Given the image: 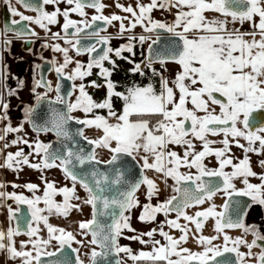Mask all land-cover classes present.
I'll use <instances>...</instances> for the list:
<instances>
[{
    "label": "snow or ice",
    "instance_id": "obj_1",
    "mask_svg": "<svg viewBox=\"0 0 264 264\" xmlns=\"http://www.w3.org/2000/svg\"><path fill=\"white\" fill-rule=\"evenodd\" d=\"M4 2L14 17L19 16L10 21L16 27L6 26L5 32L14 31L18 39L38 36L28 25H38L48 33L49 26L60 24L59 18L63 17L60 31L51 33V38L63 40L67 46L58 42L43 45L62 54V62L55 58L50 61L57 83L53 87L50 80L41 77L32 88L37 106L47 100L49 105H62L63 110L51 108L47 118L37 122L36 106H26L24 119L13 127L7 114L9 104L0 94V120L7 121L0 129V141H4L0 169L18 172L23 165L41 171L59 168L65 179L71 181V187H57L54 181L41 177L42 196L36 195L39 186L34 183L24 185L33 194L31 198L0 190V200H13L17 205L15 209L10 204L7 207L9 226L6 231L0 228V251H7L9 259H18L20 264H85L79 249L72 248L73 242L82 245L84 241L77 240L72 231L49 222L52 215L67 217L73 209L81 210L80 204L71 202L80 200L76 191L79 184L86 192L82 203L91 207V218L78 224L80 235H90L88 244L94 246L88 254V264H101L102 258L112 254L119 257L121 253L133 264H252L253 260L254 264H264V244L259 243L264 242V233L259 225L246 223L253 205L264 206V171L253 170L249 155H264V0H150L148 4L137 0L135 8L116 0V7L129 16L104 15L107 5L103 0H64L69 7L63 10L58 6L62 0H17L35 16L18 11L11 0ZM47 5L56 7L49 12ZM87 8L95 10L90 19ZM157 8L169 12L176 9L173 20L153 19L151 13ZM70 13L81 19H71ZM114 21L119 22L118 37L139 26L145 33L155 34V38L143 34L128 36V43L113 48V36L102 33ZM237 22L250 23L251 30L241 31L235 27ZM136 41L141 45L147 43V55L142 52L144 58L139 63L129 60L134 63L130 71L145 75V69L150 70L151 76L158 78L159 88L150 81L144 86L134 84L116 91L112 69L105 67V62L114 69L113 55L128 59L123 56L126 51L134 56ZM2 43L8 46L11 40ZM72 51L77 56L87 55V62L74 59ZM156 64L159 69L154 67ZM169 64L177 66L171 78L166 75ZM70 65L74 67L68 71ZM93 69H98L107 89L100 102L86 90L89 86L99 87L96 82H84ZM4 78L6 74L0 71V79ZM65 79L72 82L71 90L62 94L60 81ZM37 87L46 91L38 93ZM53 91L55 97L51 98L49 93ZM8 95H14L10 88ZM114 97L122 102L120 110L114 107ZM78 111L84 114L82 118L73 115ZM74 120L81 126L75 132L69 129V122ZM25 123L36 133L32 141L24 133ZM85 129H96L100 134L90 138ZM41 133L54 134L59 146L40 140ZM11 134L16 135L8 141ZM77 137L92 146L91 150L81 146ZM195 141L202 145V150H197ZM20 145L30 151L26 153ZM233 145L242 150L243 158L232 154ZM12 146L17 151H6ZM175 147L181 148L182 154ZM98 149L106 150L109 157L100 158ZM31 156L38 157V161L31 162ZM209 157L215 158L217 167L210 168L205 163ZM258 164L264 169V159ZM137 166L138 172L133 171ZM182 168L188 171H181ZM229 168L230 171L226 170ZM192 169L196 171L193 173ZM148 171L161 174L165 183L171 178L174 194L152 204L160 188L147 175ZM251 178L259 183H253ZM237 181L242 186L238 187ZM6 187L0 182V189ZM142 187L148 203L143 204L139 221L155 222L158 214L166 219L158 228L124 237L150 246V250L134 253L131 247L121 246L119 239L125 230L136 232L130 223L131 211L141 206L137 193ZM218 194L224 198L219 206L214 202ZM57 195H62V202L56 201ZM206 203L207 207H200ZM21 205H27V210L22 212ZM191 208L199 210L189 214ZM209 219L215 234L204 235ZM41 224L47 238L41 235ZM166 226L180 235L174 237L165 231ZM233 229L240 230L242 235L231 236L229 230ZM157 233L163 243L155 238ZM248 234L253 237L251 242L246 239ZM21 235L28 239L20 241L18 249L16 237ZM190 235L200 251L184 247ZM219 240L222 243H216ZM241 246L247 252L241 251ZM253 248L260 251L254 253ZM66 249L77 253L74 262L68 259ZM115 264L125 261L117 259Z\"/></svg>",
    "mask_w": 264,
    "mask_h": 264
},
{
    "label": "crops",
    "instance_id": "obj_2",
    "mask_svg": "<svg viewBox=\"0 0 264 264\" xmlns=\"http://www.w3.org/2000/svg\"><path fill=\"white\" fill-rule=\"evenodd\" d=\"M62 10L69 7V5L66 4V2H64V0H62V2L58 5ZM56 7V5H47L45 6L46 10L51 12L52 10H54V8ZM176 9H173L171 12L167 11V10H161L159 8L154 9L153 12L151 13L153 19L156 20H162V21H167V22H171L174 18V13H175ZM208 15H212L211 13H209ZM70 18L71 19H75V20H79L81 19V17L76 14V13H70ZM60 24L63 23V17H60ZM257 22H258V17L256 18ZM60 24L58 25H50V29L51 32L46 33L43 29H41L38 25L33 24V29L35 30V32L38 34V36H35V42L37 43H42L43 45L47 42L49 44L53 43V42H58L61 44V46H67L64 44L63 40H59V41H53L51 38V33L53 32H57L60 31ZM236 28H239L241 31H250L251 30V24L248 22H245L243 25L239 24V22L236 23L235 25ZM119 30V24H114L111 26L107 27V31L103 33V35H111L113 36V39L111 40L110 44L111 47L113 48H118L120 45L122 44H126L128 43L127 37L128 36H139V35H151L149 33H142V34H133V35H129L128 33H124L123 37H118L117 33ZM154 38V36H153ZM257 39H259V36H257ZM146 49H147V43H145L144 45H141L138 41L134 42V51H135V55L133 56L131 53L128 52H124L123 56L127 57L128 59H120L118 57H115L114 55L112 56V59L115 60L116 62V67L113 69L112 65L108 62H105V67L112 69V77L111 79L113 80L114 83H116L117 88L116 91H124L127 87H130L134 84L137 85H141L144 86L147 83H149L150 81L153 83L157 84V89L159 88V84H158V78H153L151 76V71L148 69H145V75H140L139 73H133L130 71V69L133 68L134 63H139L141 62V60L144 58V56L141 54L142 52L144 53V55H146ZM57 55L58 57H55V59L62 61L63 57L62 54L60 53H56L53 52L51 48L49 47H45V51L43 56L46 59H50L52 60L53 56ZM70 55L73 56L74 59L80 60L82 62H87V58L86 56H76L75 54H73L72 52H70ZM5 74L6 76L10 79L15 77L16 75L20 76L18 81L13 82V80L11 79V81L8 83V85L10 86H14L20 93V95L14 94L10 96L9 102H7L9 104V112L8 117L10 118L11 121L15 122V121H19L21 120L20 117L17 116L16 112H14V108L16 107H26V106H32V104L34 103L35 99V93L32 91L33 88V83L35 81V71H36V67H37V58L35 56V50H33L32 52H24L20 49H16L15 51H13V53H11L8 58H5ZM131 60L134 63H129L128 61ZM74 67V65H70L68 68V71H71V69ZM154 67H156L157 69L160 68L159 64L154 65ZM177 70V66L174 64H169L168 65V71L166 73V75H168L170 78L174 75L175 71ZM98 69H93V74L90 77H87L85 79V84H89L90 81H95L96 85H98L99 87H92L89 86L86 90L88 91L89 95H91L93 97L94 100H96L97 102L102 101L107 93V89L105 86V80L100 77L98 74ZM21 82H23V86H21ZM77 84L80 83L79 80L76 81ZM18 86V87H17ZM14 89V88H12ZM15 90H13L15 92ZM22 90H26L27 92H29L27 97H23L22 96ZM38 90H40V88H36V92L40 93ZM16 92V93H19ZM78 94V93H77ZM73 99H75V97L73 96ZM17 100V104L16 101ZM114 100V107L117 110H120L121 106H122V102L118 99V98H113ZM218 111V109H217ZM77 118H82L83 117V113L82 112H75ZM74 114V113H73ZM85 134L88 135L90 138H95L96 136H98L100 133L96 130V129H85ZM220 139H222V137H216V139L219 141ZM241 143H246L245 141L241 140ZM217 147H219L220 145L217 144ZM258 146V145H257ZM175 150L178 152H181L182 154V149L179 147H175ZM197 150H202V145L198 144L197 145ZM98 152H102V153H108L106 150L103 149H98ZM232 154H234L235 157L237 158H243V152L240 148L236 147L235 145L232 146ZM250 157H251V163H252V167L253 170L256 172H261L264 171V169H261L259 167L258 161L260 159H264V155H256L255 153H249ZM37 159H34L32 162L35 163L37 162ZM205 163L210 167H217V162L215 160L214 157H209L208 159L205 160ZM23 168L27 171H29V174H24V177H27L28 181L31 180H36V179H41V176L37 175V172L40 170L37 169H32L28 166H23ZM228 171H230L231 169H226ZM181 171H188V169L182 168ZM193 173L196 171L195 169L191 170ZM147 175L152 178L153 180L156 181V183L158 184L159 188H160V193L158 195V197H153L151 203L152 204H156L160 201H163L165 199H167L170 195H173L174 193L172 192V185L174 183L173 180H171L170 178L167 179V182L165 183L164 178L162 177L161 174L155 173L154 171H148ZM58 181H61V184H65L67 185V180L65 179L64 176H60L57 179ZM251 181L253 183H259V181L256 178H251ZM26 185V184H25ZM237 186H242L240 185L239 181H237ZM140 200V205L143 206V204L148 203L146 197H145V193L143 196H140L139 198ZM214 202L217 206L222 205L224 203V198L222 196V194H218L216 197H214ZM208 204L206 203L203 206L200 207H207ZM136 210H139V207L136 208ZM199 210V208H195L193 210H188L189 214H194L195 211ZM142 211V207L141 210ZM132 215V214H131ZM174 215V214H173ZM132 217V216H131ZM181 223H184L183 220L180 221ZM130 223H132V219L130 221ZM246 223L248 224H256L260 226V230L262 233H264V206H260V205H253V207L251 208V210L249 211L247 218H246ZM165 231H170V234L173 235L174 237H178L180 235L179 231L172 229L169 230L167 227H165ZM193 231H195L194 226H193ZM203 234L204 235H213L215 234L213 232V221L211 219H209L206 222L205 228L203 230ZM229 234L233 237L235 236H239L242 235L241 231L238 229H233V230H229ZM132 235V234H131ZM130 235V236H131ZM129 236L128 235V231L125 230L123 239L124 242L121 246H129L133 249L134 252V244L132 243V240L126 239L124 237ZM252 235L248 234L246 236V239L251 242L252 240ZM191 244L193 246L192 250H198L200 251L201 248L200 246L193 240L191 239ZM119 243H120V239H119ZM216 243H222V240L216 241ZM241 251L247 252V248H245L244 246H241L240 248ZM254 253H258L260 251L259 248H253L252 250ZM120 259H123L125 261V264H133V262L131 261V259H129L125 254L121 253L120 254ZM251 260V258H249ZM252 264H254V260L252 261Z\"/></svg>",
    "mask_w": 264,
    "mask_h": 264
},
{
    "label": "rangeland",
    "instance_id": "obj_3",
    "mask_svg": "<svg viewBox=\"0 0 264 264\" xmlns=\"http://www.w3.org/2000/svg\"><path fill=\"white\" fill-rule=\"evenodd\" d=\"M103 3L105 5H107V7L103 10V14L104 15H111L113 13L121 15V16H129L130 14L123 12L120 8L116 7V0H103ZM119 3L127 6L129 4H131L134 8L136 6L137 0H119ZM140 3L142 4H148L150 3V0H140ZM128 21H125V24L127 25ZM114 24H119L118 21H114ZM129 35H133V34H142L144 33V29L142 27L137 26L132 32H126ZM58 57L57 55H54L52 58ZM62 62V61H61ZM5 60L3 59V57L0 55V71H3L5 73ZM20 76L16 75L13 78H8L6 76V78L4 79H0V94L3 95V99L5 102H9L10 96L8 95V89H12L15 90L16 88L13 86L8 85V83L11 81V79L13 80V82L16 83V81H18ZM50 80V77H49ZM18 87V86H17ZM40 93H43L45 91L43 90H38ZM19 92L17 90H15L14 94L20 95L21 92ZM29 94V92H27L26 90H22V96L23 97H27ZM9 98V99H8ZM17 104V100L14 101ZM14 112H16L17 116L20 117L21 120L19 121H11V124L13 127H16L20 124V122L24 119V107H16L13 109ZM9 112V109H8ZM0 115H3V110L2 108H0ZM73 115H76V113H74ZM76 117V116H75ZM7 123V121H2L0 120V129H2L5 124ZM24 133L27 134L26 138L29 139V141H32L36 138V133L32 132L27 123L24 124ZM24 133H21L20 135H24ZM16 134H11L7 139L8 141H10L12 138H14ZM52 138V136L50 134H40L39 139L42 140L43 142H48L49 139ZM210 139H216V137H209ZM195 143L198 145L200 144L198 141H195ZM4 141H0V148L3 147ZM20 147H25V152H29L30 149H28L26 146L20 145ZM6 151H11V152H15L17 151V147L16 146H12L9 147ZM98 155L100 158L102 159H107L109 157V153H102V152H98ZM34 159H39L38 157L35 156H31L30 157V161L32 162ZM0 163H3V156H0ZM26 166V165H23ZM22 167V170L18 171V172H14L8 169H0V175H2L4 183L7 185L6 188H4V191L6 192H16L17 194H23L25 196L28 197H32V193L29 192V190L24 187L25 184L28 183H34L37 184L39 186V190L36 192V195H43V189H44V183L42 179H34L31 181H28L27 177H24V174H29V171L26 170V168L24 169ZM37 175L46 178L48 181H54L57 187H62L64 186L63 184H61V181H58V177L60 176H64L61 172V170L59 168H51V169H44L43 171H38ZM171 179V178H170ZM67 180V179H66ZM172 180V179H171ZM12 184L15 185H19V187H12ZM67 186L71 187V182L69 180H67ZM76 191L77 194L80 197V200H73L71 201L73 204H80L81 206V210H76L73 209L70 214L67 217H63V216H57V215H52L49 217V222L51 224H53L54 226H58V227H63L68 231H72L75 235H76V239L77 240H82L84 241V243L81 244H76L75 242H73L72 247L79 249V257L80 259L85 261V264H88V254L90 253V250L92 247V245L88 244V241L90 240V237L87 236H82L79 233V228H78V224L80 221H84V220H88L91 218V207L89 205H85L82 203L83 199L86 197V192L84 191L83 188H81L78 184L76 186ZM145 193V187H142L140 189V191L137 193L138 198H140V196H143ZM57 202H62L63 201V197L62 195H57L55 197ZM41 207H43V203H41L40 205ZM141 207H139V210H141ZM12 208H14L12 206ZM137 208V207H136ZM136 208H133L131 211V219H132V227L134 229H136V232H128V235L130 236L132 235H136L139 234L141 232H146L151 228H158L159 223L163 222L166 217L163 214H158L157 215V220L155 222H151V223H142L139 221L138 216L140 215L141 211L136 210ZM195 208H191L189 210H193ZM175 215L171 214V218H174ZM9 226V220H8V211H7V207H4V225H3V229L6 231L7 227ZM167 227V226H166ZM41 228H42V232L41 235H43L45 238H47V231L45 228H43V225L41 224ZM156 239H160L161 242L163 243V239L162 237L159 236V234L157 233V235L155 236ZM28 239L27 236L21 235L16 237V247L19 249L20 247V241H26ZM145 239H147V237H145ZM191 235L189 237L188 242L184 245V247H188L189 249L192 250L193 246L191 244ZM124 242L123 236L120 238V244L122 245ZM132 243L134 244V253L135 252H139L140 250H150V246H146V245H142L140 244L138 241H134L132 240ZM53 245H55V242H53ZM49 250H53L52 248H50ZM195 251V250H192ZM198 251V250H196ZM77 254V253H76ZM175 258V257H173ZM0 264H20V261L18 259L16 260H12L9 259L8 253L7 251H0Z\"/></svg>",
    "mask_w": 264,
    "mask_h": 264
},
{
    "label": "water",
    "instance_id": "obj_4",
    "mask_svg": "<svg viewBox=\"0 0 264 264\" xmlns=\"http://www.w3.org/2000/svg\"><path fill=\"white\" fill-rule=\"evenodd\" d=\"M33 2H35V0H33ZM19 4H20V6L24 10H28V9H26L23 6V4H21V3H19ZM28 11H31V10H28ZM11 20H12L11 11L9 10L8 6L4 5L0 9V28H1V34H2L1 36L6 37V36H9L10 35V36H13L14 38L18 39L16 37L14 31H7V32L4 31V29H5L6 26L9 27V28L16 27V26H12L10 24V21ZM98 25L100 27H104V25H103L102 22H98ZM153 35H154V38H155V34H153ZM34 39H35V36H31V37L25 38V39H19L22 42L21 50L24 51V52L28 51L32 47V43H33ZM1 47L4 48L6 46L4 44L2 46V40L0 38V48ZM156 47H160V46L158 45ZM146 55H147V49H146ZM82 56H86L88 58L87 55H82ZM39 66L40 67H38V80L41 79V77H43L44 79L48 80V75L52 71V64L50 63L49 60H43V61H41V63L39 64ZM53 74L55 76V81L52 84H53V87H55V84L57 83V76H56V73L54 71H53ZM60 83H61V86H62L61 87L62 94L63 93H67L68 91L71 90V84H72L71 81H67L65 79V80H61ZM39 88L41 90H43V91H46V89L43 88V87H39ZM53 94H54V97H55V92L54 91H53ZM32 106H36L35 119L37 120V122H41L43 119H46L47 116H48V114H49V112H50V109L51 108H57V109L63 110V106L62 105H55V104L54 105H49L48 102H47V100L42 101L38 106L36 105V100H35L34 103L32 104ZM257 111H260V110H257ZM262 123H264V122H262ZM27 125H28L29 129L32 131V126L30 124H28V123H27ZM258 126H260V125H258ZM79 127H81V126L75 120L69 122V129H70V131L75 132L76 129H78ZM41 134H44V133H41ZM48 134H50L52 136V138L48 142H53L58 147L59 146V142H57L55 135L52 134V133H48ZM77 139L80 140L79 137H77ZM80 145L83 146L86 150H91V147H92L90 145H87L86 142H84L83 140H80ZM138 170H139V166H137L135 169H133V171H137V172H138ZM62 174H63V172H62ZM245 199H247V198H245ZM9 203L10 202L7 201V204H9ZM20 208H21V211L24 212V211L27 210V205H21ZM89 237L91 239V236L90 235H89ZM259 243L264 244V242H259ZM97 250H99V249H97ZM66 251L68 253V259L70 261H73L74 262L75 257H76L77 254L75 252H72L71 249H66ZM43 259L45 261H48L49 260L48 257H43ZM117 259H120V256L119 257H116L115 254H112V255H110L107 258H102L101 264H115V261Z\"/></svg>",
    "mask_w": 264,
    "mask_h": 264
},
{
    "label": "flooded vegetation",
    "instance_id": "obj_5",
    "mask_svg": "<svg viewBox=\"0 0 264 264\" xmlns=\"http://www.w3.org/2000/svg\"><path fill=\"white\" fill-rule=\"evenodd\" d=\"M11 3H12V6H14L18 11L22 12L25 15H29V16H35L36 15V13L33 12V11L24 10L20 6V4L17 3V0H11ZM4 5L8 6V4H6L4 2V0H0V9ZM8 8H9V6H8ZM85 10L88 13V18L90 19L91 18V15L94 14L95 10L94 9H91V8H87ZM11 17H12V19H17V20L19 19V16H15L14 17L12 14H11ZM29 26L33 29V24H30ZM1 35L2 34H1V28H0V38H1L2 42H3V40H11V44L10 45H8V46H6L4 48L3 47L0 48V55L3 57V59L8 58V56L11 53H13V51H15L16 49H20L21 50L22 42L19 39H16V38H14L13 36H10V35L9 36H6V37H3ZM102 35H103V33H102ZM151 35H153V34H151ZM2 46H3V43H2ZM33 50H35V56H36L37 61H38L37 65H39L41 63V61H43V60H49V61H51L50 59H46L43 56L44 51H45V47L43 46L42 43H37L36 44L35 39H34V41L32 43V47L28 51H26V52H32ZM72 53L75 54L74 51H72ZM80 57H82V55ZM87 60H88V58H87ZM52 68H53V66H52ZM49 77H50V81L52 83H54L55 76L53 74V70L49 73L48 80H49ZM36 80H38V67H36V71H35V81ZM35 81H34V83H35ZM34 83H33V85H34ZM0 182H3L4 183V180H3L2 175H0ZM0 190L4 191V189H0ZM8 202H10L9 204L14 207L13 209H15L17 207L16 203L13 200H8ZM9 204H7V202H5L3 200H0V228H2V229L4 228L3 227V225H4V207L5 206L8 207Z\"/></svg>",
    "mask_w": 264,
    "mask_h": 264
},
{
    "label": "built area",
    "instance_id": "obj_6",
    "mask_svg": "<svg viewBox=\"0 0 264 264\" xmlns=\"http://www.w3.org/2000/svg\"><path fill=\"white\" fill-rule=\"evenodd\" d=\"M49 97L53 98L54 97V94L53 92L49 93Z\"/></svg>",
    "mask_w": 264,
    "mask_h": 264
}]
</instances>
